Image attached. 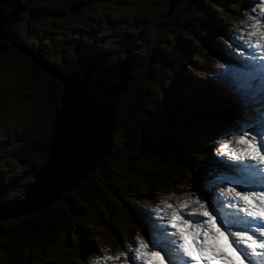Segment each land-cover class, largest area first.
<instances>
[{
	"label": "rangeland",
	"instance_id": "1",
	"mask_svg": "<svg viewBox=\"0 0 264 264\" xmlns=\"http://www.w3.org/2000/svg\"><path fill=\"white\" fill-rule=\"evenodd\" d=\"M70 1L21 0L24 9L16 22L19 33L28 42L41 44L42 49L53 45L59 39L65 38L69 41L75 35L78 36V33L85 34L90 39L82 48L83 53L87 51L94 55L109 51L113 48V42L117 41L118 45H122L120 48H124L129 54L132 65L146 57L154 40L157 39L158 45L169 44L168 40L173 37L162 26V22L168 18L165 17L168 0H85L84 10L76 15L67 13ZM227 1L223 10L209 6L212 21L220 26V31L210 36L209 46L220 54H209L195 45L196 52L188 54L184 61L183 74L187 82L180 84L176 94L181 98L196 100L184 108V113H196L212 104L220 107L221 103L230 104L236 95L240 97L241 104L247 101L257 104L258 96L264 94V77L257 73L254 76L247 74L248 65H251L249 62L253 58L259 64V52L245 46L240 37L243 27L240 22L245 20L244 14H253L252 10L259 9L261 5L259 0ZM37 6H44L46 14H31L30 9ZM52 14L53 20H50L49 15ZM29 18L36 20L31 28L27 26ZM123 41L127 43L126 47ZM81 57L82 54L79 59ZM221 64L225 68L221 69ZM31 69L30 63L15 52L10 58H0V200L3 201L19 198L22 195L21 187L15 180L30 167L37 168L41 165L39 161L25 154L29 146L30 131L39 124L38 113L43 110L44 84L31 79ZM152 88L159 100L158 87L153 85ZM250 109L251 118H258V113L264 115L261 113L264 102ZM221 117L218 115L217 120H203L194 125L192 133L197 139L195 142L200 144L197 145L200 154L199 162H195L197 168L191 165L187 168L175 158L165 157L164 161L156 165L158 179L152 181L147 188H138L137 192L140 194L135 197L132 211H128L130 216L122 211L123 204L117 199L109 207L111 216L107 223L104 221L95 225L86 220L77 223L78 230L83 232L85 238L82 253L74 257L60 249L57 251L60 254V264H97V258L105 254L118 257L107 264H125L127 256H119L124 251V242L138 234L143 236L145 227L152 228V221L156 219L153 209L160 199L170 192L175 197L196 192L198 186L206 192L213 191L218 195L221 181L231 178V170L221 167L223 161L215 153L218 141L224 138V133L231 134L230 127L220 120ZM28 182L23 181L22 184ZM15 219L11 218L9 221ZM157 227L162 228L164 225ZM156 238L165 239L160 235H156ZM220 242L225 245L226 250L232 248L221 239ZM156 250L160 251L164 264H169L170 254L174 250L167 244H162ZM99 264L105 262L100 259ZM127 264L134 262L127 261Z\"/></svg>",
	"mask_w": 264,
	"mask_h": 264
},
{
	"label": "trees",
	"instance_id": "2",
	"mask_svg": "<svg viewBox=\"0 0 264 264\" xmlns=\"http://www.w3.org/2000/svg\"><path fill=\"white\" fill-rule=\"evenodd\" d=\"M77 1L82 4V8L69 13V3L68 14L76 15L84 10L85 0ZM176 1L172 13L162 22L165 30L173 35L168 40L169 44L158 45L157 39L154 40L146 57L133 65L129 54L123 47L120 48L122 45H118L117 41L113 42V48L109 51L95 53L106 66L114 63L129 65V84L114 102V131L108 150L85 179L58 200L51 202L45 210L16 217L14 221H0V264H60V254L57 253L60 249L78 257L85 245L84 234L77 227L79 221L86 220L95 225L104 221L107 223L111 216L109 207L117 199L123 204L122 211L130 216L128 211H132L135 197L140 194L137 192L138 188L151 186V182L158 179L156 165L164 161L165 157L175 158L187 168L189 165L197 168L195 162H199L200 157L197 145L200 144L195 142L197 139L192 133L194 125L203 120H217V116L221 115L220 120L231 128L239 119L252 117L250 107L264 102V94L258 96L257 104L248 101L241 104L240 97L236 95L230 101L232 103H221V107L212 104L196 113L183 112L189 103L196 101L176 94L180 84L187 82L183 74L184 61L188 54L196 52L195 45L209 54H220L209 46L210 36L220 31L219 24L212 21L209 6L223 10L227 0ZM30 12L36 16L46 14L44 6L31 8ZM49 16L53 20V14ZM35 21L29 18L27 26L31 28ZM19 31L15 23L7 37L32 51L46 64L62 73L82 67L79 57L84 51L82 48L90 39L88 35L78 33V36L75 35L69 41L65 38L59 39L53 45L42 49L41 44L28 42ZM36 36L39 37V34ZM123 45L126 47L127 43L123 41ZM13 52L24 57L32 66L31 70L34 72L31 79L44 84L43 110L38 113L39 124L30 131L29 146L25 151L30 158L42 163L62 86L42 66L15 50L9 43L0 40V58H10ZM153 85L158 87L159 100ZM149 122L171 130L172 134L166 142L146 134ZM33 169L30 167L15 180L21 187L20 195L26 185L22 182L31 181ZM17 199L0 200V209Z\"/></svg>",
	"mask_w": 264,
	"mask_h": 264
},
{
	"label": "snow or ice",
	"instance_id": "3",
	"mask_svg": "<svg viewBox=\"0 0 264 264\" xmlns=\"http://www.w3.org/2000/svg\"><path fill=\"white\" fill-rule=\"evenodd\" d=\"M259 3L261 7L253 9V14H244L240 37L245 46L259 52V64L250 65L247 74L254 76L258 72L264 77V0ZM81 62L84 79L66 81L65 107L60 111V118L72 126L87 116L99 135L103 108L99 97L110 87L104 77L119 79L122 69L118 65L106 67L101 59L87 51L82 53ZM219 67L223 69L225 65ZM93 75L100 79L85 88V81ZM230 132L224 133L215 148L223 161L221 167L231 170V178L222 180L218 186V195L198 186L196 192L181 197L170 192L160 199L153 209L156 219L152 221V228L145 227L143 236L138 234L124 242V251L119 256H127L125 264L127 261L164 264L160 251L156 250L162 244L175 251L177 264H236L240 258L249 264H264V115L239 119ZM146 134L166 142L172 133L163 125L154 126L149 122ZM240 162L246 163L247 170ZM256 185L260 190H248ZM172 199L175 202H170ZM189 208L191 211H186ZM258 220L262 223L257 224ZM250 225H257L254 232L249 231ZM154 233L165 239L157 240ZM221 237L225 243L231 241L229 247L235 246L233 251L238 253L235 258L220 242ZM117 258L105 254L97 258V264L100 259L107 264Z\"/></svg>",
	"mask_w": 264,
	"mask_h": 264
},
{
	"label": "water",
	"instance_id": "4",
	"mask_svg": "<svg viewBox=\"0 0 264 264\" xmlns=\"http://www.w3.org/2000/svg\"><path fill=\"white\" fill-rule=\"evenodd\" d=\"M177 4L176 0H168L166 17L170 16ZM8 9L5 11L4 9ZM82 8L77 0H72L68 8L74 13ZM24 9L21 0H0V40L9 43L20 53L34 60L62 86L58 106L53 113L52 130L46 147V155L41 165L33 169L32 179L26 183L22 195L6 207L0 209V221L16 218L45 210L51 202L58 200L64 193L75 188L86 178L106 154L109 140L114 130V102L118 95L128 86L130 77L128 65L116 63L122 71L119 79L115 76L104 77L110 87L99 97L103 105L99 116L102 122V133L97 134L93 122L85 116L77 124L70 126L60 118V111L65 107L66 81L84 79L80 70L62 73L59 69L46 64L27 48L11 41L7 35L13 28L20 12ZM100 77L93 75L85 81V88L93 85ZM55 153V155H53Z\"/></svg>",
	"mask_w": 264,
	"mask_h": 264
},
{
	"label": "bare ground",
	"instance_id": "5",
	"mask_svg": "<svg viewBox=\"0 0 264 264\" xmlns=\"http://www.w3.org/2000/svg\"><path fill=\"white\" fill-rule=\"evenodd\" d=\"M251 50V49H250ZM251 53H252V57H253V52L251 51ZM251 56V55H250ZM259 57V56H258ZM258 59V58H257ZM236 62H244V60H236ZM246 63V62H245ZM251 65H258L256 62H255V60H254V58H253V61H251V62H249ZM114 64H116V63H114ZM126 64V63H125ZM113 65V64H112ZM111 65V66H112ZM128 65V64H127ZM106 66V65H105ZM248 68H249V65H248ZM128 69H129V65H128ZM80 70V69H79ZM257 74H259L258 72H257ZM129 77H130V75H129ZM130 81V80H129ZM129 84V83H128ZM261 86V85H260ZM194 87H195V85H194ZM261 116V114H259L258 113V118ZM114 131V130H113ZM109 144H110V140H109ZM108 147H109V145H108ZM108 150V149H107ZM241 163V165L243 164V166L245 167V170H247V165H246V163L245 162H240ZM248 190H260V186L259 185H256V186H251V187H248ZM225 212H227L228 211V209H225L224 210ZM262 222L261 221H257V224H261ZM256 226L257 225H250V227L252 228V229H249V231L250 232H254V230H255V228H256ZM254 229V230H253ZM223 230V229H222ZM221 240H223L224 241V238L223 237H221L220 238ZM231 243V241H229L228 242V245ZM233 247H235V246H233ZM232 247V248H233ZM232 248H230V249H228L227 251L231 254V255H233L234 256V258L237 256L235 253H234V251H233V249ZM172 253L173 254H170V261L172 262L173 260H174V262H172L173 264H177V254L175 253V251L173 252L172 251ZM176 256V257H175ZM236 264H241V261L239 260V259H237V261H236Z\"/></svg>",
	"mask_w": 264,
	"mask_h": 264
},
{
	"label": "flooded vegetation",
	"instance_id": "6",
	"mask_svg": "<svg viewBox=\"0 0 264 264\" xmlns=\"http://www.w3.org/2000/svg\"><path fill=\"white\" fill-rule=\"evenodd\" d=\"M33 72H34V70H31V72H30V73L32 74Z\"/></svg>",
	"mask_w": 264,
	"mask_h": 264
}]
</instances>
